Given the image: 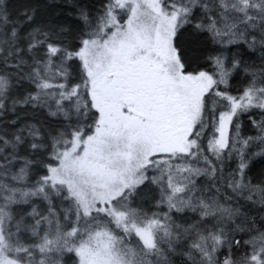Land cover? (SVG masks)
Instances as JSON below:
<instances>
[{
  "label": "snow or ice",
  "instance_id": "snow-or-ice-1",
  "mask_svg": "<svg viewBox=\"0 0 264 264\" xmlns=\"http://www.w3.org/2000/svg\"><path fill=\"white\" fill-rule=\"evenodd\" d=\"M0 264H264V0H0Z\"/></svg>",
  "mask_w": 264,
  "mask_h": 264
}]
</instances>
